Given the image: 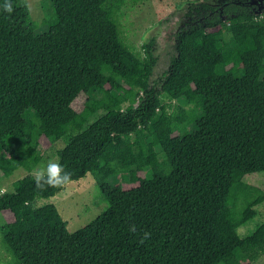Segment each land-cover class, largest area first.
<instances>
[{"label":"trees","instance_id":"1","mask_svg":"<svg viewBox=\"0 0 264 264\" xmlns=\"http://www.w3.org/2000/svg\"><path fill=\"white\" fill-rule=\"evenodd\" d=\"M126 1L47 0L38 23L27 0H11L16 20L0 0V172H28L0 193V213L18 221L1 237L7 264H253L264 221L245 237L238 230L264 203L245 181L264 172V9L188 3L176 53L153 80L156 36L137 53L120 42ZM108 102L124 108L105 111ZM84 125L58 153L69 180L37 186L41 142ZM140 128L147 135L134 141ZM87 174L106 204L89 224L71 232L54 204L36 208ZM22 214L34 223L19 225Z\"/></svg>","mask_w":264,"mask_h":264},{"label":"rangeland","instance_id":"2","mask_svg":"<svg viewBox=\"0 0 264 264\" xmlns=\"http://www.w3.org/2000/svg\"><path fill=\"white\" fill-rule=\"evenodd\" d=\"M32 18L38 23H42L45 12L47 10V0H27ZM198 0H127L122 10L120 18V26L122 36L120 42L123 47L130 52H140L142 44L151 36H156V55L158 56V64L154 71L153 80L160 78L162 73L167 69L171 55L174 53V46L177 33L186 26L188 18L186 17V5L190 2ZM258 10V8H257ZM21 12L11 13L13 19H19ZM41 26L39 31H42ZM264 71V67H262ZM231 73L230 70H227ZM93 84L87 85L79 98L75 101L72 108L68 110L66 119L58 125V128L68 124L77 114V111L85 103L87 98L94 92ZM190 100L196 99V94L189 95ZM164 104H170L166 98H162ZM124 106H120L115 102L105 104V111L120 110ZM88 125L75 130L69 136L61 140L50 143L47 140L41 142V146L45 150L42 161L32 171V175L43 170L49 158L58 160V153L62 150L69 138L76 133L84 130ZM146 132L140 128L132 135L134 141L141 140L146 137ZM28 175L24 169H19L11 176L4 175L0 172V193L13 192V184L17 180ZM146 179L142 176L139 182ZM245 181L264 190V172L252 173L246 176ZM130 187V186H126ZM46 204H54L62 218L68 222V228L71 232L77 231L83 226L94 220L104 209L106 204L102 202L100 190L98 189L94 178L87 174L86 177L71 181L66 184L63 189L54 197L49 199H40L36 203V208ZM258 215L241 226L238 233L241 237L251 234L260 223L264 221V203L256 207ZM35 219L32 216L21 215L19 225L29 226L33 224ZM15 214L10 211L0 213V264H7L11 256L4 249L1 237L6 232L8 224L17 223ZM222 264V263H221ZM253 264H264V256Z\"/></svg>","mask_w":264,"mask_h":264},{"label":"clouds","instance_id":"3","mask_svg":"<svg viewBox=\"0 0 264 264\" xmlns=\"http://www.w3.org/2000/svg\"><path fill=\"white\" fill-rule=\"evenodd\" d=\"M3 10L11 13L13 11L11 0H3ZM69 172L65 170L64 165L58 160L49 158L46 166L43 170L36 174L35 180L37 186L41 185V182L49 186H60L69 180ZM135 231V226L131 228ZM149 233H144V238H147Z\"/></svg>","mask_w":264,"mask_h":264},{"label":"water","instance_id":"4","mask_svg":"<svg viewBox=\"0 0 264 264\" xmlns=\"http://www.w3.org/2000/svg\"><path fill=\"white\" fill-rule=\"evenodd\" d=\"M249 5L255 6L258 8L257 12H262L264 9V0H245ZM180 32V31H179ZM178 32V33H179ZM177 33V34H178ZM177 38V36H176ZM175 46H176V40H175ZM174 46V53L171 55L173 56L176 53V48ZM171 58V57H170ZM170 62V61H169ZM169 66V63H168ZM168 68V67H167Z\"/></svg>","mask_w":264,"mask_h":264}]
</instances>
